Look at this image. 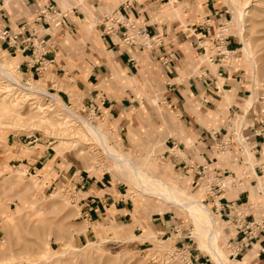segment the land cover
<instances>
[{
  "label": "rangeland",
  "instance_id": "rangeland-1",
  "mask_svg": "<svg viewBox=\"0 0 264 264\" xmlns=\"http://www.w3.org/2000/svg\"><path fill=\"white\" fill-rule=\"evenodd\" d=\"M244 1L222 0L226 5L222 15L202 16L196 13L197 9H193V6L200 8L201 1L194 4L192 0H186L182 8L178 9L179 16L174 13L172 16H177L182 22H199L201 30L198 29L197 35L192 30L182 35L185 39H195L198 46L197 57H201L193 62V68L208 61L232 64L242 80L243 96L238 106L231 112L226 110L221 111L220 115L218 112L207 115L210 117L211 131L204 135L211 140L213 155L207 156L204 162L189 161L207 164L209 174L217 176L216 180H207L206 183L226 185L225 190L221 191L219 204L225 203L222 202L223 196L230 199L244 190L242 193L248 195L246 201L255 203L259 200L264 213V134L258 137L254 135L255 131L262 129L261 121L264 122V0H247L249 6L244 10L247 21L242 30L235 14L242 8ZM171 12L168 11L169 14ZM44 34L47 36V33ZM246 43L255 63L248 57ZM209 48L210 52L202 56ZM139 54L142 58L138 59L139 72L135 78L139 90L133 96L137 100L134 104L141 107L160 106V94L154 91L157 92L164 84L161 76L163 70L157 63L149 64L146 61L147 54ZM24 56L28 60L22 65L20 62ZM29 59L30 54L13 50L6 43L0 44V61H8L9 69L13 74H18L17 77L21 78L20 72L26 71ZM16 64H21L20 70ZM53 69V65H50L44 76L34 80L33 87L53 89L54 95L66 106H71L72 111L87 118L89 115L83 107L84 103L68 91L62 80L53 78ZM254 75H257L256 82ZM1 81L0 76V106L6 105L11 108V112L5 113L0 108V140L5 141L7 137L18 136L20 133L25 134L28 140L38 137L39 141L33 144L40 141L42 144L43 141L50 143L49 147L57 155L59 166H71L73 174L68 171L66 178L53 182L54 177H50L47 172L50 165H47L40 178L33 173L27 175L24 167H5L7 175L0 178V264H217L207 249L200 247L199 240L193 235L195 225L183 207L164 202L155 195L145 194L130 174L123 176L118 160L107 155L98 141L81 127V123L70 117L58 102H53L52 111H41L36 106L38 103L45 106L46 101L40 95L32 94L28 97L37 100L36 106L29 101L15 105L16 100L2 94ZM131 111L135 112L136 109L132 108ZM158 112L157 117L163 119L164 116ZM137 117L134 114V118ZM167 117L173 120L176 113L167 111ZM90 120L101 125L107 142L115 151L131 158L148 175L183 189L208 206L216 220L215 229L220 231L219 246L229 262L235 264L241 259L240 253L236 255L227 246V239L233 236L235 229L215 212V206L211 205L212 196L200 184L202 180L198 181L194 168L186 167L183 172V168L171 163L165 158L167 155L162 154L164 138H161V130L164 128L148 125L134 129L129 125L119 128L118 132H112L106 118ZM58 122H61L62 128L58 127ZM187 138L190 139V136ZM228 138L231 145L224 150L223 145ZM253 138L261 142L251 143ZM241 139L247 143L246 152L238 150ZM25 150L29 151L27 148ZM171 151L179 152L177 147ZM232 163H235L234 167ZM255 165L259 167L256 173L253 170ZM83 174L107 176L112 183H119L133 202L137 217L135 225L139 229H134L135 225L102 221L93 225V232L87 237L86 223L82 220L78 206L81 193L79 187H75ZM32 178L39 182L38 186H34ZM258 187L263 194H259ZM162 220L164 225L159 223ZM148 225L155 227L148 228ZM252 240L264 243V233ZM244 241L241 239L236 242ZM262 250L258 245L253 253L254 258L258 251L264 256V246ZM194 255H198L201 261L194 259ZM255 262L256 259L249 260V264Z\"/></svg>",
  "mask_w": 264,
  "mask_h": 264
},
{
  "label": "crops",
  "instance_id": "crops-1",
  "mask_svg": "<svg viewBox=\"0 0 264 264\" xmlns=\"http://www.w3.org/2000/svg\"><path fill=\"white\" fill-rule=\"evenodd\" d=\"M184 1L186 0H0V24L15 29L32 19L41 6L47 2H55L63 12L64 27L60 31L52 28L44 30L45 26L40 27L42 34L47 33L46 37L55 49L53 78L62 80L68 91L84 103L83 107L87 111L91 108L97 114L100 113L98 118H106L111 124L109 128L112 132H118L119 128L129 125L134 129L148 125L164 128L161 130V138H164L162 154H166L165 158L171 163L183 168V160L204 162L207 156L213 155L211 140L204 135L211 131L210 117L207 115L233 111L243 96L242 80L239 77L241 75L233 69L232 64H214L208 61L193 68V62L201 57H197L198 46L195 39H185L182 35L188 30L196 34L201 28L199 22H182L177 18L178 9L182 8ZM199 1L201 7L193 6V9H197L196 13L202 16L222 15V11H225L226 5L222 0H192L194 4ZM125 3L128 7L124 6ZM168 11H172V14ZM106 13L144 21L151 34H160L163 37L162 44L151 51L120 46L117 36L104 33ZM173 13L177 16H172ZM183 26L186 27L185 30ZM209 52L210 48L202 56ZM139 53L147 54L146 61L149 64L157 63L163 70L161 76L164 84L157 92L154 91L160 94V106L141 107L134 104L137 100L133 96L139 90L135 83L139 72L138 59L142 58ZM26 60L28 57L24 56L20 63L23 65ZM26 70L30 72V69ZM59 100L61 101L60 98ZM222 106L226 107L222 109ZM132 108L136 111H131ZM167 111L175 112L176 118L168 119ZM157 112L164 118H158ZM134 114L139 117L134 118ZM140 115L143 117L140 118ZM38 139L35 137L28 140L25 134L20 133L18 136L7 137L5 141L0 140V178L7 175L4 169L7 165L24 167L27 175L33 173L39 178L47 165H50L47 172L50 177H54L53 182L66 178L68 171L73 172L71 166H59L57 155L49 147L50 143L43 141L42 144L40 141L33 144ZM250 142L261 141L253 138ZM176 147L180 154L173 156L171 150ZM234 164L231 166L234 167ZM256 165L253 168L254 173L259 170ZM76 183L81 193L78 206L82 220L86 223L87 237L91 235L93 225L97 222L135 225L137 217L133 202L119 183H112L107 176L91 174H83ZM257 190H260L259 194L262 192L260 187ZM242 191L244 190L230 199L223 196L222 202L235 199L243 206L253 205L254 215L264 217L259 200L255 203L246 201L245 197L248 195ZM217 213L219 217L223 214L222 211ZM159 223L165 222L162 220ZM136 227L139 229L136 225L133 228ZM153 227L155 225H148V228ZM1 231L0 227V234ZM241 239L234 230L227 243ZM243 243L241 259L246 254H251L256 259L255 264H264L261 252L255 253V258L253 256L258 245L263 251V241L251 239ZM198 258V255H194V259L201 261Z\"/></svg>",
  "mask_w": 264,
  "mask_h": 264
},
{
  "label": "built area",
  "instance_id": "built-area-1",
  "mask_svg": "<svg viewBox=\"0 0 264 264\" xmlns=\"http://www.w3.org/2000/svg\"><path fill=\"white\" fill-rule=\"evenodd\" d=\"M128 7V4H124ZM104 33L106 35H115L118 38V44L120 46L142 48L145 50H154L162 43V37L158 34H151L148 25L144 21H139L134 17L114 16L113 14H104ZM45 26L44 29H56L61 30L64 27L63 12L56 6L55 3L50 2L41 6L35 16L19 25L17 28L12 29L7 26H0V44L6 43L8 47L13 50L30 54L29 61L26 62V66L30 69V72H20V65L16 64V68H19L20 77L18 74H14L17 81L13 78H8L6 75L1 74L3 82L1 85L2 94L13 98L18 104H25L26 101L36 106L37 100L29 98L30 95H40L44 101L45 106H36L41 111H52L54 106L53 102L57 103L56 95H54L53 89H41L34 88V80H39L50 65L55 63V49L49 42L46 35L42 34L40 27ZM32 88V92H30ZM61 107V106H60ZM69 109L71 106H67ZM65 110V108L62 107ZM72 110V109H71ZM66 112V110H65ZM76 113V111H74ZM67 113V112H66ZM92 113V114H91ZM87 114L88 120L100 117V113L88 108ZM95 114V117H93ZM86 118V119H87ZM76 120V119H75ZM79 122L78 120H76ZM91 121V120H90ZM80 123V122H79ZM261 130L255 131V137L262 136L264 134V122L261 121ZM231 141L228 138L223 145V149L230 147ZM247 143L241 139L238 144V150L246 152ZM262 150L263 147H262ZM170 152H167V154ZM173 156H178V153H171ZM183 168H194V173L197 175L198 181L202 180L200 184L204 186L210 196H212V206H215V212L222 211L223 219L226 224L238 231L243 240L256 239L259 235L264 233V217H256L253 214V205L243 206L236 200L227 201L219 204L220 197H222L221 191L225 190L226 185L224 183H206L207 180L214 181L217 179L216 175L209 174V168L207 164H198L194 161H182ZM77 184H75V187ZM227 246L232 248L234 253L239 254L242 252L244 243H238L230 241Z\"/></svg>",
  "mask_w": 264,
  "mask_h": 264
},
{
  "label": "bare ground",
  "instance_id": "bare-ground-1",
  "mask_svg": "<svg viewBox=\"0 0 264 264\" xmlns=\"http://www.w3.org/2000/svg\"><path fill=\"white\" fill-rule=\"evenodd\" d=\"M248 6H249V1L245 0L242 4V8L238 9V11L235 14L236 20L240 24L242 30H244L247 21V18L245 17L246 13L244 10ZM245 50H247V43L245 44ZM247 54L248 57L251 58V53L249 50H247ZM250 61L255 63L253 59ZM9 66L10 65L8 61L7 62L0 61V73L3 75L5 74L6 77L13 78L14 80L17 81V78L12 73V70L9 69ZM253 79L254 82H256L257 75H254ZM29 90L30 92H32L33 89L30 88ZM56 98H57V102L60 105H62L63 108H65L67 114L73 119L78 120L81 123V127H83L88 133H90L98 141L104 152L107 155L118 160L119 170L123 176L130 174V176L134 178L135 182L140 187L141 191H143L145 194L155 195L164 202L183 207L187 211L190 218L192 219V222L195 225L196 231L195 234L193 235L199 240L200 247L206 248L210 256L215 260L217 264H233L229 262L227 255L223 252V250L218 244L220 231L215 229L216 220L208 206L204 205L200 201V199L194 198L192 194L186 193L183 189L170 185L168 184L169 182L167 183L160 180L159 178L148 175L131 158L113 149V147L107 142V138L101 130L100 127L101 125L99 126L97 124H94L92 121L83 118L82 116L78 115L77 113L69 109L62 101L59 100L57 96ZM14 104L16 105L17 102H15ZM0 108L5 113L11 112V108L7 107L6 105L2 104ZM66 120L67 119H65L64 121ZM19 121L21 123V120ZM42 121L43 120H41V122ZM57 125L58 127L62 128L61 122H58ZM61 142H65V140H62ZM22 173L24 172L22 171ZM32 182L34 186L39 185L38 184L39 182L37 180L35 181L33 178H32ZM251 258H252L251 254H246L242 259H239L238 262L235 264H249V260Z\"/></svg>",
  "mask_w": 264,
  "mask_h": 264
}]
</instances>
